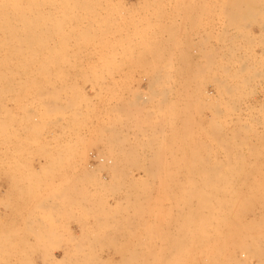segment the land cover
Instances as JSON below:
<instances>
[{
	"label": "rangeland",
	"instance_id": "obj_1",
	"mask_svg": "<svg viewBox=\"0 0 264 264\" xmlns=\"http://www.w3.org/2000/svg\"><path fill=\"white\" fill-rule=\"evenodd\" d=\"M0 264H264V0H0Z\"/></svg>",
	"mask_w": 264,
	"mask_h": 264
},
{
	"label": "crops",
	"instance_id": "obj_2",
	"mask_svg": "<svg viewBox=\"0 0 264 264\" xmlns=\"http://www.w3.org/2000/svg\"><path fill=\"white\" fill-rule=\"evenodd\" d=\"M6 189H7V183H6V181H4L2 184V192L4 193L6 191Z\"/></svg>",
	"mask_w": 264,
	"mask_h": 264
},
{
	"label": "bare ground",
	"instance_id": "obj_3",
	"mask_svg": "<svg viewBox=\"0 0 264 264\" xmlns=\"http://www.w3.org/2000/svg\"><path fill=\"white\" fill-rule=\"evenodd\" d=\"M120 141V140H119ZM117 143V142H116ZM116 145V144H115ZM119 145V144H118ZM123 146V145H122ZM121 147V146H120ZM112 171V170H111ZM115 172H116V170H115ZM130 176V175H129ZM130 182V181H129ZM132 182V181H131Z\"/></svg>",
	"mask_w": 264,
	"mask_h": 264
}]
</instances>
